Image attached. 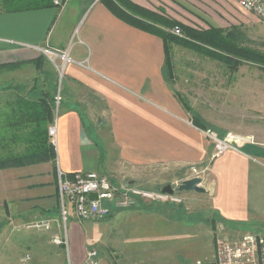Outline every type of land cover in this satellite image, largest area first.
<instances>
[{
	"label": "crops",
	"instance_id": "obj_1",
	"mask_svg": "<svg viewBox=\"0 0 264 264\" xmlns=\"http://www.w3.org/2000/svg\"><path fill=\"white\" fill-rule=\"evenodd\" d=\"M3 1L0 92L18 97L20 116L15 122L26 125L22 137L30 127L21 117L20 102L43 98L54 108L59 91L62 101L52 122L57 124L56 158L0 168V226L11 221L21 230L30 222L49 220L60 234L59 171L97 170L115 183L127 181L151 189L197 175L202 178L205 193L182 194L188 202L207 203L198 211L194 203L183 201L141 202L113 212L106 219L108 225H124L121 240L127 245L147 242L140 238L147 233L159 245L199 240L204 234L208 251L204 250L205 259L196 261L203 264L214 260L217 231H227L235 239L253 231L264 235V148L248 144L213 156L207 128L187 115L167 78L162 35L129 22L122 13H134L136 6L175 21L168 27L138 11V17L166 32L175 25L231 29L260 20L240 10L234 0H66L60 7L27 10H7ZM46 49L68 52L72 61L65 64L62 76ZM178 204L205 216L187 221L177 215ZM69 221L71 250L66 262L70 258L73 264H83L91 248L86 241H93L96 232L86 225L92 220ZM172 228L177 229L175 235ZM116 232L115 228L107 232L111 240Z\"/></svg>",
	"mask_w": 264,
	"mask_h": 264
},
{
	"label": "rangeland",
	"instance_id": "obj_2",
	"mask_svg": "<svg viewBox=\"0 0 264 264\" xmlns=\"http://www.w3.org/2000/svg\"><path fill=\"white\" fill-rule=\"evenodd\" d=\"M233 33L237 46L243 50L236 54L223 53L228 59L216 58L174 42L169 46L173 69L170 84L188 111L187 115L207 128L205 134L214 145L213 156L228 149L238 150L248 144L264 148V63L247 54L253 51L264 53V22L234 27ZM64 78L65 75L63 79L60 78L62 82ZM17 99L10 96L9 92H0V158L25 150L22 131L26 125L15 122L20 116L15 104ZM53 113L55 115V109ZM215 134L229 140L231 146L219 151L215 146ZM197 170L194 168L195 172ZM179 193L182 195L183 191ZM186 203L189 206L194 203L195 207L198 206L197 211L207 205L195 200ZM178 208L177 215L187 221H197L205 216L202 211H185L186 206L183 204H178ZM149 218L147 221L151 226L153 218ZM10 222L0 226V264L66 263L71 250V221L67 220L65 228L61 219L60 235L65 237L67 233L70 242L68 249L53 242L57 224L56 227L52 224L49 230L28 226L17 230ZM86 225L96 232L93 241H88L91 235L86 231V244L99 250L104 264H197V258L205 259L204 250L208 251L204 234L199 240L193 238L185 242L182 239L180 243L164 241L159 245L153 243V234L147 233L140 236L142 239L147 238V242L127 245L121 240L123 224L111 226L107 220H103L91 221ZM86 225L81 223L84 229ZM114 228L118 236L111 240L107 232ZM172 230L175 235L177 229ZM218 233L221 232L217 231L213 235L214 247ZM225 234L228 235L227 231Z\"/></svg>",
	"mask_w": 264,
	"mask_h": 264
},
{
	"label": "built area",
	"instance_id": "obj_3",
	"mask_svg": "<svg viewBox=\"0 0 264 264\" xmlns=\"http://www.w3.org/2000/svg\"><path fill=\"white\" fill-rule=\"evenodd\" d=\"M54 6L60 7L66 0H52ZM240 10L254 15L258 20L264 22V0H234ZM171 33L184 37L185 34L179 25L171 28ZM50 60L55 63L58 72L62 76L65 64L71 62L68 52L46 49ZM60 59V62L57 60ZM62 94L59 91L54 97V109L58 112ZM50 141L57 140V124L49 126ZM216 147L219 151L231 146L230 141L214 135ZM243 138H237L241 140ZM58 199L59 212L66 228L67 220L74 217L79 222L103 221L117 210L128 209L137 206L141 202L146 203H181L183 196L179 193V184H172V193L163 192L160 189H151L127 181L115 183L109 175L97 170L81 171L73 174L58 173ZM53 222L41 220L30 222L29 228L51 229ZM62 227V225H61ZM53 242L70 246L69 238L54 234ZM215 241V257L210 264H264V235L260 233L247 232L240 238L235 239L229 234L218 233ZM83 264H103L100 252L91 247L86 251ZM66 264H73L68 259Z\"/></svg>",
	"mask_w": 264,
	"mask_h": 264
},
{
	"label": "trees",
	"instance_id": "obj_4",
	"mask_svg": "<svg viewBox=\"0 0 264 264\" xmlns=\"http://www.w3.org/2000/svg\"><path fill=\"white\" fill-rule=\"evenodd\" d=\"M3 6L7 10H27V9H39L49 6H54L52 0H4ZM134 13H122L123 18L129 22L142 26L144 28L152 29L154 32L161 34L165 41L166 51V73L167 78L171 80L172 65L170 44L178 43L190 48H196L206 54L214 56L220 59H228L225 54H236L242 52L243 49L237 46L233 33V28L223 29L217 27H210L204 30H197L192 27L182 26L184 37L177 36L171 32H166L162 28L155 26L153 23L140 18L137 15L138 11L149 15L147 18L163 23L166 26H172L175 21L164 19L155 14H149L144 12V9L133 6ZM253 59L258 62L264 63V53L253 51L249 52ZM20 109L23 111L21 117L23 121L25 119L29 122L30 129L23 136L24 142L28 145L23 153L10 154L5 158H0V168L26 165L32 163H38L42 161L53 160L56 158L55 146L48 138V126L54 119V108L47 102V100L40 98L37 101H25L20 102Z\"/></svg>",
	"mask_w": 264,
	"mask_h": 264
},
{
	"label": "water",
	"instance_id": "obj_5",
	"mask_svg": "<svg viewBox=\"0 0 264 264\" xmlns=\"http://www.w3.org/2000/svg\"><path fill=\"white\" fill-rule=\"evenodd\" d=\"M172 187V184H166L160 188L163 192H169L172 193L174 190ZM179 191H196L198 193H205L206 189L202 186V178L195 176L192 178H188L183 180L179 186H178Z\"/></svg>",
	"mask_w": 264,
	"mask_h": 264
}]
</instances>
